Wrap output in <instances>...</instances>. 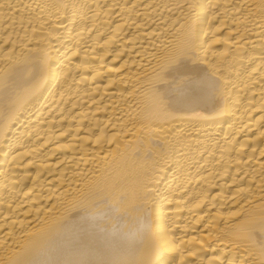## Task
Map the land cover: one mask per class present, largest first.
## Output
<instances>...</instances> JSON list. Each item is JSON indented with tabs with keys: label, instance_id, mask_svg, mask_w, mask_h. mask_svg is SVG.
Here are the masks:
<instances>
[{
	"label": "bare ground",
	"instance_id": "6f19581e",
	"mask_svg": "<svg viewBox=\"0 0 264 264\" xmlns=\"http://www.w3.org/2000/svg\"><path fill=\"white\" fill-rule=\"evenodd\" d=\"M0 264H264V0H0Z\"/></svg>",
	"mask_w": 264,
	"mask_h": 264
}]
</instances>
